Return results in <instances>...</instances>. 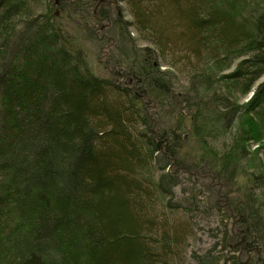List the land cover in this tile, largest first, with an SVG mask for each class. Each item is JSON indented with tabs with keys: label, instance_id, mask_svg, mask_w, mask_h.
<instances>
[{
	"label": "trees",
	"instance_id": "trees-1",
	"mask_svg": "<svg viewBox=\"0 0 264 264\" xmlns=\"http://www.w3.org/2000/svg\"><path fill=\"white\" fill-rule=\"evenodd\" d=\"M126 2L150 46L119 15L105 25L114 42L105 45L95 31L108 11L94 13L93 0H0V264H176L187 227H157L150 206L172 195L173 173L191 171L185 132L201 149L191 168L213 169L226 187L232 225L223 240L234 232L232 250L264 264L259 200L241 185L232 192L236 177H258L244 163L264 139V0ZM64 14L74 16L73 33ZM82 40L105 55L109 76L92 70ZM178 51L189 76L181 90L167 60ZM235 127L215 149V128ZM218 244L196 264H220Z\"/></svg>",
	"mask_w": 264,
	"mask_h": 264
},
{
	"label": "rangeland",
	"instance_id": "rangeland-1",
	"mask_svg": "<svg viewBox=\"0 0 264 264\" xmlns=\"http://www.w3.org/2000/svg\"><path fill=\"white\" fill-rule=\"evenodd\" d=\"M95 3H98V0H96ZM107 6H109V4ZM103 7L106 8L104 5ZM42 8V4L39 3L38 9L44 10V8ZM106 9L108 11V17L101 21L100 30L95 31L97 35L96 37L100 36L99 39L102 37L105 38L104 36L106 33L107 39L105 41V45H107V40L109 39L110 34V32H108V30L106 31L105 29V25H107L108 21H112V19L119 15L125 21L134 22L130 4L126 2V0H115V2L111 3V5ZM94 10L96 11L97 9ZM61 11L62 9L58 6V3H55L53 6V12L57 19L61 15ZM73 18L74 16L71 17L67 14H64L62 18L67 31L70 33L76 31ZM136 28L137 27L134 22V25L130 27V31L132 37L136 39L137 44L140 47L150 46V42L142 38ZM83 42L87 60L92 70L96 73V75L109 76L107 73L109 66L106 64L103 65L105 61V55L102 52L100 54L97 53L96 48H94L91 42ZM110 42L111 44H114L113 40H110ZM111 44L107 46H110ZM180 52L181 51H178L174 55L169 54V56H167V60L171 59L174 64L172 67L175 74L174 87L179 90H181L183 85H186L189 78L186 69L180 66L183 63L182 61H184L183 58L179 57ZM96 55L99 57L97 58ZM164 67H166V65H163V68ZM180 67H182V69ZM177 68L180 70H177ZM262 80H264V76ZM220 85L226 92L229 90L232 92L233 96H239V93L232 89L234 84L230 85L228 81L223 80L220 81ZM250 95L251 93L246 97L241 98L240 102L245 103L248 101L250 99ZM235 133H237V127L233 128L231 131H220L218 128H215V132L213 131L211 136H209V140L211 143H213L215 149L220 150L229 141L232 142L234 139L232 137L236 136ZM205 134L207 136V130L205 131ZM183 138L185 165L188 166L189 170L191 171H176L172 174L169 172V170L173 171V166L167 167L166 172L172 174L173 177L177 176L176 181L172 183L173 185H171L172 195L167 196L165 194L162 195V193H158L155 199V204L152 203L150 206L151 214L155 215L156 219L158 220L157 222L159 225L157 227L160 226L161 221L179 222L182 223L183 226L187 227V231L185 232L184 239L182 241V251L179 255V258L177 259L176 264H196V259L194 256L203 255L205 252L212 249L216 243L219 244L215 248L214 252L215 255L222 257L220 264H224L226 263L227 259L234 257L239 259V264L248 263L249 260L252 259L249 251H247V254L242 249L234 248L232 250L233 247L231 245L230 239H233L234 232L232 233L231 231H228L230 236H227L228 239L223 240L225 229L227 228V230H229L232 225V219H229L231 214L226 211V208H224L228 207L227 204H225V199H227V197L224 196V194H226V187L215 183V180L212 179L211 172H213V169L210 170V168H208L209 170H207L210 173L207 171L208 173L205 172L204 174L200 175L198 171L191 168L193 167L191 165L192 162H197L200 160L201 149L190 132L183 133ZM262 142L253 143L250 148L251 153L247 156V161H243V163H246H244L246 170L253 172L258 177L254 178L255 176H251L250 179L242 176L236 177L235 182L232 185V192H235L234 190L236 189L237 185H241L242 190L250 188L251 192L259 200L260 211L264 220V177H260L262 175L264 176V147H262V144H264V139ZM186 169L187 168H185V170ZM150 175L151 173L148 174L149 177ZM152 176H157V174L152 171ZM192 202H194V205ZM167 204H171L173 206L169 207ZM221 245H223L224 248H222ZM222 249L224 250L220 251Z\"/></svg>",
	"mask_w": 264,
	"mask_h": 264
},
{
	"label": "flooded vegetation",
	"instance_id": "flooded-vegetation-1",
	"mask_svg": "<svg viewBox=\"0 0 264 264\" xmlns=\"http://www.w3.org/2000/svg\"><path fill=\"white\" fill-rule=\"evenodd\" d=\"M96 0H93L95 9H97L100 5H104L106 8L111 5V3L115 2V0H98V3H95ZM109 4V6H107Z\"/></svg>",
	"mask_w": 264,
	"mask_h": 264
},
{
	"label": "bare ground",
	"instance_id": "bare-ground-1",
	"mask_svg": "<svg viewBox=\"0 0 264 264\" xmlns=\"http://www.w3.org/2000/svg\"><path fill=\"white\" fill-rule=\"evenodd\" d=\"M102 1V0H101ZM56 3H58V1H56ZM39 6H36L35 8L38 9ZM94 9H95V6H94ZM96 13V11L94 12ZM104 76H107V75H104Z\"/></svg>",
	"mask_w": 264,
	"mask_h": 264
}]
</instances>
